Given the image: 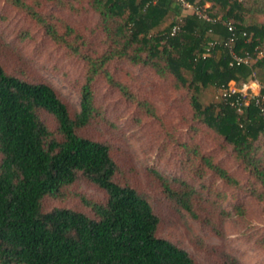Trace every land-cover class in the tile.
I'll return each mask as SVG.
<instances>
[{
  "label": "trees",
  "instance_id": "16d2710c",
  "mask_svg": "<svg viewBox=\"0 0 264 264\" xmlns=\"http://www.w3.org/2000/svg\"><path fill=\"white\" fill-rule=\"evenodd\" d=\"M7 1L88 68L81 110L72 115L50 84L19 78L0 64V264H197L186 250L158 236L160 218L151 202L130 185L117 182L120 168L110 146L80 135L96 114L93 84L100 75L156 117L150 103L139 100L109 72L107 65L113 60L151 68L160 77L172 75L195 93L216 87L218 103L205 107L194 95L196 117L225 139L248 176L247 190L264 201V116L254 106L240 114L222 93L232 81L240 85L258 79L256 70L264 66V58L258 57L264 22L256 16L264 13V0H187L193 7L205 8L211 21L185 10L177 0H78L99 16L109 49L103 54H96L68 24L63 28L53 24L33 4ZM59 1L63 5L71 0ZM205 2L211 7L206 8ZM217 3L224 10L221 19L212 12ZM251 12L247 23L246 14ZM175 27H179L176 33ZM233 54L254 62L237 65ZM41 112L54 118L56 132L42 121ZM184 149L188 164L197 162V175L204 169L231 188H243L227 167L197 145L186 144ZM80 177L107 196L104 203L80 197L93 217L70 208L43 210L45 198H65ZM152 177L167 200L222 234L215 222L221 215L222 223L229 212L220 209L218 218L204 216L217 201L202 197L201 190L184 180H171L158 171ZM261 244L264 248V238ZM223 258L224 264H238L235 258Z\"/></svg>",
  "mask_w": 264,
  "mask_h": 264
},
{
  "label": "rangeland",
  "instance_id": "374dc122",
  "mask_svg": "<svg viewBox=\"0 0 264 264\" xmlns=\"http://www.w3.org/2000/svg\"><path fill=\"white\" fill-rule=\"evenodd\" d=\"M25 1L45 13L53 24L61 28L68 24L74 28L96 54L109 50L98 14L88 10L82 1L71 0L63 5L59 0H39V4L35 0ZM205 5L209 8L212 3L205 2ZM220 6L217 3L212 12L221 19L224 10ZM75 8L83 10L77 12ZM251 16L252 12L246 14L247 23ZM256 16L264 22L263 12ZM258 57L264 58V44L260 46ZM253 62L249 60V63ZM0 64L19 78L50 84L72 115L81 110L87 64L53 43L40 25L7 0H0ZM107 69L139 100L150 103L156 117L130 101L100 75L93 84L96 114L80 135L110 146L120 168L117 182L130 185L151 202L160 218L158 236L186 250L197 264H224L223 256L235 258L238 264H264L261 244L264 238V201L247 190L248 176L234 159L232 148L225 139L196 117L194 95L206 107L220 101L218 89L209 85L195 93L193 88L180 85L172 75L160 77L151 68L133 65L126 60H113ZM256 74L264 86V66H259ZM185 75L190 79L188 73ZM40 117L50 130L56 132V123L51 115L41 112ZM186 144L197 145L201 152L227 167L243 188H231L204 169L200 170L202 177H199L195 172L197 162L189 165L186 161ZM153 171L171 180H184L201 190L202 197L217 201L214 208L210 207L207 212L205 209L204 216L218 218L220 209L229 212L222 223L219 221L221 215L215 222L222 234L193 220L167 200L160 183L152 177ZM81 196L101 203L107 199L104 191L80 177L67 189L65 198H45L43 210L70 208L93 217L91 209L81 202ZM237 206L240 209L237 210ZM199 244L209 249L202 250L197 246Z\"/></svg>",
  "mask_w": 264,
  "mask_h": 264
},
{
  "label": "built area",
  "instance_id": "2783aa9c",
  "mask_svg": "<svg viewBox=\"0 0 264 264\" xmlns=\"http://www.w3.org/2000/svg\"><path fill=\"white\" fill-rule=\"evenodd\" d=\"M185 10L193 11L198 17L211 21V18L205 12V8L193 7L187 0H177ZM179 30V27L174 28V33ZM234 63L237 65L245 64L249 65L250 57H238L233 54ZM262 85L257 79H254L250 83H242L238 85L232 81L226 88L222 90L223 97L226 102L232 107L236 108L240 114L246 108L254 106L257 108L261 115L264 116V94L262 93Z\"/></svg>",
  "mask_w": 264,
  "mask_h": 264
}]
</instances>
